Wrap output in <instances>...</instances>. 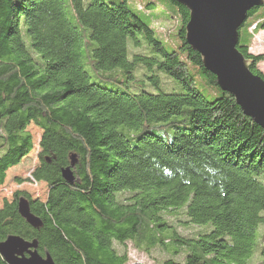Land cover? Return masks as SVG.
<instances>
[{
	"label": "trees",
	"instance_id": "16d2710c",
	"mask_svg": "<svg viewBox=\"0 0 264 264\" xmlns=\"http://www.w3.org/2000/svg\"><path fill=\"white\" fill-rule=\"evenodd\" d=\"M168 1L137 0L138 13L129 0H0V186L35 149L31 179L58 191L4 199L0 242L19 235L54 264H128L127 242L172 255L156 264H264V130L205 70L188 11ZM144 15L177 29L159 35ZM252 25L237 47L264 80V53L249 52L264 17ZM21 197L39 229L18 214ZM179 214L192 237L165 223Z\"/></svg>",
	"mask_w": 264,
	"mask_h": 264
},
{
	"label": "water",
	"instance_id": "95a60500",
	"mask_svg": "<svg viewBox=\"0 0 264 264\" xmlns=\"http://www.w3.org/2000/svg\"><path fill=\"white\" fill-rule=\"evenodd\" d=\"M188 11L184 25L185 39L197 52L206 71L216 78L218 87L229 93L242 113L264 130V80L249 69L248 60L239 52V30L253 8L264 0H175ZM75 156L61 169L62 179L73 184ZM17 211L32 227L39 229L41 220L34 216L28 201L17 200ZM0 255L8 264H54L49 256H41L34 242L19 235H8L0 242Z\"/></svg>",
	"mask_w": 264,
	"mask_h": 264
},
{
	"label": "rangeland",
	"instance_id": "374dc122",
	"mask_svg": "<svg viewBox=\"0 0 264 264\" xmlns=\"http://www.w3.org/2000/svg\"><path fill=\"white\" fill-rule=\"evenodd\" d=\"M161 4L169 5L168 0H159ZM129 7L135 11L136 9H139L137 0H129ZM164 7V6H163ZM256 11L245 20L244 25L240 28V42L243 41V34L245 30L252 31L254 29V26H250L248 28V25L252 22H256L259 19H262L264 17V5L260 6L255 9ZM138 12V11H137ZM163 10L160 7H157L156 9L152 10V13L155 14V16H161ZM140 13V12H138ZM145 14V13H144ZM144 21L151 26L155 31L159 32V35L165 34L166 31H169V33H175L177 26L175 24L174 18H168L165 19V22L162 20H156L158 18H148L145 15L143 16ZM160 19V18H159ZM172 45H174V41L171 42ZM131 47V44L129 43V49ZM249 52L252 54H261L264 53V29L259 30L254 34V36L251 39V44L249 47ZM257 68L264 73V62H260L257 64ZM160 80H161V87L163 90H170L172 87L177 91L178 83L169 78L166 77L163 73L159 74ZM169 82L166 84H169L168 86H165V82ZM165 87L169 88L166 89ZM148 90L155 92V87L148 86ZM28 131L31 133L33 142L37 145L39 137L41 135L40 129H38L33 123H30L27 127ZM1 142V139H0ZM36 148V147H35ZM37 152L32 151L30 155L26 158H24L17 166L9 169L7 171L5 181L3 185L0 186V206L2 205V202L4 199L11 200V197L15 191H25L27 192L31 198H38L40 201H46L48 199H51L53 196V193H57V190H54L53 192L49 193L51 190H49L48 186L43 182H35L31 179V172L34 169V167L37 165ZM165 216V215H164ZM183 219L182 215L179 214L177 216L171 217L167 216L165 217V223L171 227H174L176 231L180 234V236L189 238L194 235V233L198 230L195 226H184L180 222H178V219ZM201 229L203 227H200ZM173 229H170L169 232L172 233ZM140 245L135 246L132 242H127L125 247V250L128 253L129 262L128 264L133 263H141V264H156L159 263L162 259L166 257H172V255L168 254L164 250H162L159 246L149 248L145 250L146 245H142L139 248ZM182 253L183 250L180 249V253L177 255H173L175 259L181 260L182 259Z\"/></svg>",
	"mask_w": 264,
	"mask_h": 264
}]
</instances>
